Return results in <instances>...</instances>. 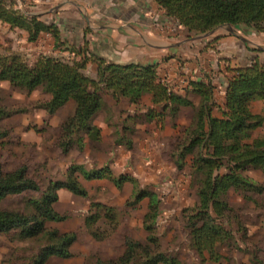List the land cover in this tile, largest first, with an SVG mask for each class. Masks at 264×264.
<instances>
[{"label": "rangeland", "instance_id": "obj_1", "mask_svg": "<svg viewBox=\"0 0 264 264\" xmlns=\"http://www.w3.org/2000/svg\"><path fill=\"white\" fill-rule=\"evenodd\" d=\"M13 4L18 8L20 2L13 0ZM24 9L28 13L36 10L27 6ZM78 17L84 18V14L79 11ZM40 18L44 21L50 17ZM188 33L186 30L183 35ZM28 35L25 29L0 25V53H17L29 64L41 55L78 58L68 50L70 38L64 36L59 43L53 38L52 46V37L40 35L29 41ZM192 35L199 36V40L207 38L205 33ZM76 38L82 41V36ZM203 42L197 45L203 48ZM95 67L88 68L87 74L92 75ZM187 95L193 106H182L177 114L165 112L161 117L162 105H155L150 97L143 96L140 103H133L126 98L117 101L105 92L103 106L93 117L96 128L91 133L82 128L69 135L66 125L75 114L74 101L50 112L45 106L50 95L44 88L28 92L10 81H0V104L8 111L0 125L5 132L0 138V165L6 172L27 167L29 176L39 185L38 190L7 197L0 202L1 207L31 214L52 183H65L75 166L87 172L107 168L112 173L110 178L88 180L75 170L87 195L66 187L58 190L54 208L64 218L47 221V228L74 234L77 239L70 247L72 256H51L46 264H119L128 241L146 244L150 235L181 264H264V170L260 168L243 173L255 188L232 187L228 191L233 234L217 248V259L210 249L200 253L193 246L189 215L200 206L199 189L204 177L194 165L193 153L184 155V159L181 155L188 137L186 129L194 125L201 97ZM252 110L264 120V100L254 103ZM263 139L264 121L247 142ZM121 176L129 179L120 186L116 179ZM143 191L153 195L158 205L150 221L153 231L146 228L151 197L135 202L136 193ZM98 204L114 209L113 223L106 215L109 211L103 209L95 225H88L87 219L97 213ZM20 230L0 233V264H33L52 244L48 236L24 239Z\"/></svg>", "mask_w": 264, "mask_h": 264}, {"label": "trees", "instance_id": "obj_2", "mask_svg": "<svg viewBox=\"0 0 264 264\" xmlns=\"http://www.w3.org/2000/svg\"><path fill=\"white\" fill-rule=\"evenodd\" d=\"M168 16L176 19L190 34L207 33L220 25H244L264 32V0H155ZM0 21L12 29H25L28 40H36L41 33H50L56 42H61V31L55 23H47L38 15H30L13 4V0H0ZM64 42V41H63ZM62 42V43H63ZM77 57L67 60L58 56L41 55L34 64H29L17 53H0V81H10L12 85L28 92L44 88L50 95L45 106L50 112H56L70 101L75 103V114L66 125L69 135L85 128L91 133L93 117L104 102L103 94L108 92L117 101L123 98L140 103L145 94H152L153 103L162 105L159 116L165 112L177 114L182 106H193L187 94H198L201 103L192 127L186 129L188 137L183 145L184 155H195L194 165L203 174L199 189L200 206L190 212L193 246L198 252L210 249L217 259V248L224 245L233 234L229 205L226 200L232 187L255 188V185L243 173L249 168L264 170V139L248 143L251 132L263 124V117L254 114L252 104L264 100V62L259 60L250 65L232 70L228 80L225 102L218 105L215 96L216 86L209 81H192L185 94L175 92L162 80L157 64L112 63L99 60L98 77L87 74L89 56L83 51L68 47ZM215 107L221 116L214 115ZM168 109V110H166ZM8 116V111L0 104V125ZM150 116L154 117L153 111ZM5 132L0 126V138ZM75 170L88 180L112 177L107 168L87 172L83 168L73 167L65 183H52L43 200L36 203L31 214L5 209L0 206V233H9L21 229L24 239H36L48 236L52 244L41 253L40 260L33 264H46L51 256L70 257L71 245L76 241L74 234H60L50 231L46 222L61 220L54 204L58 190L69 188L76 194L87 195L81 186ZM129 177L116 179L118 185H124ZM38 190V183L29 176L27 167L6 172L0 165V202L15 194L28 190ZM135 202L139 203L151 197V212L147 215V229L153 231L150 224L158 205L153 195L143 191L136 193ZM97 213L88 217V225L93 227L101 216L100 211L108 210V219L113 223L116 218L113 208L98 204ZM97 235V233H96ZM102 262L98 264H114ZM119 264H181L177 258L165 253L155 237L149 236L146 244L130 240Z\"/></svg>", "mask_w": 264, "mask_h": 264}, {"label": "crops", "instance_id": "obj_3", "mask_svg": "<svg viewBox=\"0 0 264 264\" xmlns=\"http://www.w3.org/2000/svg\"><path fill=\"white\" fill-rule=\"evenodd\" d=\"M18 1V8L24 12L25 6L36 9L26 12L30 15L50 17L44 21L55 23L62 38H70L68 47L83 51L82 56H89L87 69L96 66L90 75L93 78L98 77L99 60L102 59L121 64H157L162 80L182 94L190 89L192 81L212 80L216 86V101L223 105L232 70L257 60L264 62V32L244 25L225 24L212 30L214 32L205 33L204 40L190 33L184 36L186 28L168 16L155 0ZM76 8L84 18L78 17ZM0 25L10 26L2 21ZM77 35L82 36L81 42ZM42 36L54 38L47 32ZM199 41H205L203 48L197 45ZM145 97L153 99L149 93ZM214 115L221 116L217 107Z\"/></svg>", "mask_w": 264, "mask_h": 264}, {"label": "water", "instance_id": "obj_4", "mask_svg": "<svg viewBox=\"0 0 264 264\" xmlns=\"http://www.w3.org/2000/svg\"><path fill=\"white\" fill-rule=\"evenodd\" d=\"M212 32H214V31H212ZM208 35V34H207Z\"/></svg>", "mask_w": 264, "mask_h": 264}]
</instances>
